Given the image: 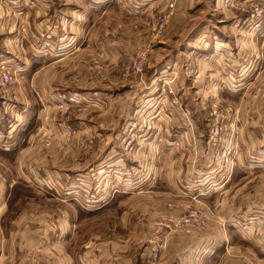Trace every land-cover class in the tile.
Segmentation results:
<instances>
[{"label":"crops","instance_id":"0c3cea01","mask_svg":"<svg viewBox=\"0 0 264 264\" xmlns=\"http://www.w3.org/2000/svg\"><path fill=\"white\" fill-rule=\"evenodd\" d=\"M247 1L177 0L176 15L159 37L149 23L155 47L142 77L108 83L91 77V58L98 56L107 70H118L146 45L144 22L167 0H86L82 7L90 11L88 19L71 20V49L65 56L52 52L51 59L44 51L33 53L34 42L57 47L54 32L65 26L67 5L0 0V62L16 74L8 92L0 90V169H17L28 134L42 124L64 121L76 131L61 149L58 143L42 152L45 158H34L36 180L43 184L45 174L56 175L53 189H68L65 197L48 198L22 181L35 189V206L46 200L59 205L56 223L47 230L46 216L38 209L13 213L21 199L17 181L0 176V264H155L150 236L156 226L140 228L138 221L126 236L123 201L131 203L132 218L163 205L162 217H172L174 225L177 211L166 215L168 202L175 207L208 203L218 214L227 211L224 226L192 234L173 229L158 264H264V35L254 37L237 26L239 7ZM98 4L103 5L100 11ZM19 35V44L11 43ZM30 86L34 98L27 96ZM169 86L177 104L169 103ZM256 86L261 87L258 93ZM54 90H62L64 98ZM81 91L90 102H70ZM62 101L67 110L60 108ZM216 105L232 110L226 131L209 142L208 111ZM168 107L176 108L172 116ZM142 117L150 118L152 129L143 127ZM15 138L19 141L11 146ZM235 139L231 157L227 148ZM126 140L133 144L130 150ZM116 203L120 210L108 213ZM99 213L109 230L108 221L115 218V240L93 241L99 236L91 234V221H80ZM32 220L52 234L45 248L52 255L27 258L22 235L32 229ZM82 225L89 232L81 231Z\"/></svg>","mask_w":264,"mask_h":264},{"label":"rangeland","instance_id":"374dc122","mask_svg":"<svg viewBox=\"0 0 264 264\" xmlns=\"http://www.w3.org/2000/svg\"><path fill=\"white\" fill-rule=\"evenodd\" d=\"M85 1L86 0H58V3H60V4L64 3L67 5L66 6L67 16L64 18L66 20V21H64L65 26L64 25L60 26L58 29L55 30L56 32H54L55 36L57 37V40H59V42L57 41V47L55 48V46L53 47L52 44L49 45L46 42H42V41L36 42L35 41L34 42L35 48H34L33 53H37V52L42 53L41 51H44L48 54L47 56H44V57H49L50 59L52 56V52L57 53L59 56H63V55L65 56V54H67L68 50L71 49V45L69 46V49L67 48V46L69 44H71V43L68 44V42H69L68 35H72L74 33V32H71V24L73 23V22H71V20L73 19L72 21H76V22L79 21V22L83 23L84 20L88 19V15H89L90 11L84 10L83 9L84 7H82V5H84ZM157 1H159V0H156V2ZM235 1L237 2L240 0H235ZM263 1L264 0H248L247 2H245L244 4H242L239 7L240 8V10H239L240 16L238 18H240L239 19L240 23L237 26L241 27V29H243V30H246L251 35H253L254 37H258L259 35H264V12L262 11L261 13H255L254 14V10H253L254 7L256 6V4H258L261 8L264 9V2ZM153 3H155V2H153ZM87 6H89V5H87ZM102 7H103L102 4H98V6H97L98 10L97 11H100V9ZM163 10H164V8L162 10H160L159 12L153 13L152 16L150 17V20L149 21L146 20L144 22V27L142 28V34L145 33V37H147V42H143V44H146V46H151L152 49H154L155 43H154L153 39H150L152 33L150 32L149 23L152 20L151 27H152V30L155 34L157 32V29L153 28V23H155L156 17L158 15H160ZM176 12H177V6H176ZM79 14H80V18H79ZM69 15L71 16V18H69ZM74 16H75V20H74ZM172 18H171V20H172ZM123 22H127V20H124ZM41 28L45 29V27H43V26H41ZM37 29L39 30V27ZM40 30H42V29H40ZM164 30L165 29H163V31ZM42 31L45 32L44 30H42ZM17 37L18 38H16V41H12L11 43H13L15 45L19 44L20 35ZM28 37H29V39H32L29 35H28ZM39 37H41L40 34H39ZM54 48H55V51H54ZM139 49L136 50V53ZM28 53L30 54L31 52L28 51ZM131 58H129L127 60L126 59L123 60L119 65H122L123 63L131 60ZM6 60L8 61V63H10L12 65L16 64V63H13L12 61H10L8 59H6ZM91 64L92 63L90 61V63H88V65H91ZM5 65H6V67L11 69L12 71H15V69H12V67L10 65H8V64H5ZM111 71L116 72L117 70L116 71L111 70ZM15 75L16 74H14V79H15ZM138 78H140V77H138ZM133 79H137V78H132L131 80H129L127 82L133 81ZM108 83H110V82H108ZM120 83H122V82H120ZM51 85H53V84L50 83V86ZM254 89H255V92L258 93L259 89H261V87L256 86ZM59 91H62V90H59ZM59 91L54 90L55 96L64 98L63 95L59 93ZM82 91L78 92L79 94H81L80 95L81 102L85 101L88 103L90 98L84 96ZM35 95H36L35 90L33 89L32 86H30V89H29L28 95H27L28 98L29 97L34 98ZM92 103H94V106H98V103H96V102H92ZM217 106L219 108H221L223 111H226V109L228 108V107L222 108L219 105H217ZM168 108L169 109L167 112H168V114H170L172 116V113H173L174 109H176V108L175 107H168ZM209 111H208V113H209ZM24 117H25V115H24ZM23 122H24V118H23ZM60 123L63 124V128L59 126ZM206 123H208V121ZM42 127L44 128V130ZM73 133H76V131L74 129H71V127H69L68 125H66L64 123V121H54L52 123H49L47 126L42 124L41 126L36 128L32 134H28V136L25 140L26 144L23 146V148H25V150H22L21 154L19 153L20 155L18 154L19 156L17 157V163H18L17 169L14 170V168L12 166H11L10 170L0 169V176L9 175L10 176L9 179L11 178L10 179L11 181H13V179H16V181H17L16 184L18 185V187H17L18 193L20 192V194H21V199L19 201H17L16 203H14V205L12 207L13 213H15L21 209H27V208L34 209V210L38 209L40 211V213H39L40 215L46 216L45 217V227L43 228L45 230H47V228L50 227L49 225L52 226V225H54V223H56V220H54L53 216H55L54 211H58L57 207L59 205L56 202L46 200L43 203L44 204L43 206H35L34 201L36 200V194H37L35 189L34 188L31 189L29 186L22 184V181L24 182V179H26V181H28L30 184H33L37 189L39 188L41 191H43V194L45 196H47L48 198H51L50 196H52V195L57 197V198L65 197V192L68 189L62 190L63 192H59L60 191L59 189L58 190L53 189L56 186V184L53 180L54 178L57 179L56 175L45 174L44 175L45 177H41L43 184L41 182L39 183L36 180L38 178L36 175H37V171L39 170V168H38V165L36 163L37 159H34V158L37 155H41L42 158H45L46 156L44 154L42 155V152L47 151L46 149L50 148V147H51V149L52 148L54 149V146L57 145L58 143H59V146H57V147H58V149H61L62 145L68 144L69 139H71V137L73 136ZM18 141H19V139L15 138V140L10 142L11 146H15V144ZM160 141H162V139ZM80 143L82 145L84 144L81 140H80ZM127 143H128V140L125 141V146L127 145ZM16 146H18V145H16ZM130 146H133V144H130ZM32 152H34V153H32ZM12 156H13V154L11 153L10 158H12ZM25 156H26V159H25ZM6 161L8 162V160H6ZM24 161L26 162L25 164H24ZM45 161H47V160H45ZM25 166H27L28 171L26 170ZM53 169L58 170V168H55V167ZM34 179H35V181H34ZM31 202H32V204H31ZM122 203H123L122 204L123 209L127 212V219H126L127 223L126 224H125V222L122 223L126 227V228L125 227L123 228L126 231V234H127L126 236H128L129 233H131L132 226L135 225L138 221H139V227L143 228V227L158 226L160 222H163L167 218V217H165V218L162 217V215L165 216V213L162 212L165 209L163 205H161V206L153 205V206L149 207L150 214L141 212V215L139 218H132L130 215L131 214V203H126L125 201H123ZM180 204H181V207H175L174 203H169V202L167 203L168 212L166 215L173 216L172 212L177 211V214L175 216H173L175 221L177 222L175 228H177V227L182 228V220L185 217V215L192 208H196V210H197V216L196 217L200 220H204V223L206 224V227L203 229V231H205V229L209 226H215V225H219V226L223 225L224 226L227 224V218H226L227 211L225 213L221 212L218 214L215 212V210H213L211 205L208 203L190 202V203H180ZM110 207H111V209L109 211L107 210L108 213H114L115 211L120 210L119 209V203H116ZM133 209H134V207H133ZM34 210L32 211L33 213H35ZM143 211H145V210H143ZM102 215H103V213L93 214L91 217L84 216L83 218L80 219V221H82L84 219L86 220V222L89 220L91 221V224L89 225L90 227H92L90 230L91 234L93 235V237L99 236V238H96V239L93 238V241L102 240L105 242H111L112 240H115L114 236L116 234H118V228H117V232L115 231L117 222L115 221V218L112 217L108 221V225H110V227L113 230H109L107 227V224L104 222V218L102 217ZM118 221L121 224L119 218H118ZM31 222H32V225L31 224H28V225L32 229L27 231L26 236L22 235V238L24 237V241L28 243V248L25 251L27 256H28L27 258L32 259V260H34L36 258L38 259L39 254L44 255L45 253H46L45 255H48V254L52 255L53 254L52 250L47 251L45 249V248L49 247V242H51V239L53 240L52 234H47L48 232H45L44 230H41V228H38L40 226V224L36 223L35 220H32ZM81 224H82V222H81ZM33 230L35 232H31ZM82 230H84L85 233L89 232V230H87V226H84V225L81 226V231ZM19 234L20 233H17V235H19ZM64 238H65L64 235H62L61 240H64ZM17 240H20V239L18 238ZM140 242H142V239H140ZM160 261H161V259H159V260L154 259L153 262L155 264H158Z\"/></svg>","mask_w":264,"mask_h":264},{"label":"built area","instance_id":"2783aa9c","mask_svg":"<svg viewBox=\"0 0 264 264\" xmlns=\"http://www.w3.org/2000/svg\"><path fill=\"white\" fill-rule=\"evenodd\" d=\"M176 6L177 0H167L164 10L160 15H158L155 19L154 29H157L155 35L159 37L163 29L169 24L171 18L176 14ZM254 14L264 12V9L261 8L258 4L254 7ZM150 47V48H149ZM153 54V49L151 46H142L134 57L131 60L120 65L119 69L116 72H112L107 70V66L102 62V59L98 56H94L91 59V65H89L90 75L93 78H98L104 82H127L132 78L142 77L145 72L146 67L150 63L151 55ZM15 71H12L8 67H6L3 62H0V90L3 93L8 92L10 85L14 81ZM167 93L171 96L169 103L177 104L179 102V98L175 93L173 87L169 86L167 89ZM74 104L81 103L80 95H76L73 97L70 102ZM60 108L64 111L69 108L68 104L64 101L59 103ZM183 109V107H182ZM227 108L226 111H223L217 105L212 106L208 113V137L209 142L217 141L224 131L227 129V119L229 117V112H231ZM141 122L144 128L152 129L153 125L150 121L149 117H142ZM60 127L63 128V124H59ZM66 129V128H65ZM130 137H132L130 135ZM237 140L235 139L233 143L227 148V155L231 157L234 156V143ZM126 147L128 149L133 148L130 146V142L127 143ZM196 208H192L183 218L182 220V230L187 234H192L195 232H202L206 227L204 220H200L197 217ZM172 217L165 219L163 222H160L158 226L155 227L154 231L150 236V248L153 253V257L155 260H159L162 257L163 250L167 246V241L170 232L175 228Z\"/></svg>","mask_w":264,"mask_h":264}]
</instances>
